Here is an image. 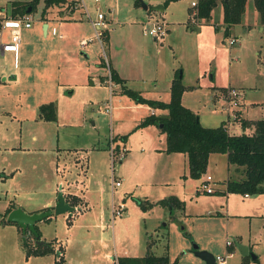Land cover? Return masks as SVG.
Listing matches in <instances>:
<instances>
[{"label":"rangeland","instance_id":"obj_1","mask_svg":"<svg viewBox=\"0 0 264 264\" xmlns=\"http://www.w3.org/2000/svg\"><path fill=\"white\" fill-rule=\"evenodd\" d=\"M9 1L0 0V6ZM83 1L91 16L96 15L98 4L100 10L111 17L101 40L95 37L80 1L72 13H67L66 4L62 5L65 19L58 18V8H54L50 12L54 20L48 19L49 31L55 25L57 33L45 36L39 27L43 5L40 1L31 12L32 26L23 28L17 64L13 63V52L0 54V169L5 174L0 179V211L4 212L9 200L15 205L28 206L41 203L46 197L47 200L52 197V202L62 190L79 192L88 188L89 194L106 196V230L110 232L114 223L115 237L107 238L106 232L88 237L85 240L87 249L78 257V260L84 257L81 259L85 264H111L113 259L103 256L107 249L113 255L124 254L125 250L129 254L143 253L145 230L139 223L144 224V220L149 233L146 238L152 241L151 251L167 253L172 264H205L192 250L195 243L214 255H226L227 264H241L242 255L236 241L249 244L251 251L258 255L251 264H264V192L255 193L263 199L258 207L250 209L253 213L250 216L227 214L224 193L196 194L194 182L199 184L206 174L212 176L213 186L223 188V179L227 176L223 153H213L206 170L199 177L187 179L193 182L192 194L183 192L182 174L188 170L185 153H168L181 168V174L171 173L169 182L162 179L160 167L167 153L153 155L152 152L166 143V134L157 124L139 125L151 107L123 92L122 85L117 86L113 80L110 67L111 64L126 77L127 87L147 98H163L166 94L163 88L165 70L177 65L178 75L184 71L181 79L184 84L197 83L185 92L184 103L195 111L205 126H215L226 116L225 101L216 95H226V87L230 86L244 93L242 98L250 106L243 112L244 117L262 118L264 24L254 1L247 0L240 21L226 28L218 15L222 12L221 3L209 19H201L196 24L190 22V18L189 22L185 19L194 9L190 0H170L165 17L180 23H170L172 33L166 32L157 39L143 33L142 27L147 20L140 18L143 11L131 4L134 0ZM232 36L236 42L229 44ZM80 37L93 39L82 47ZM101 74H105V81L100 82ZM156 81L158 87L153 86ZM50 101L55 104L56 119L44 120L39 116V106ZM110 105L109 112L106 107ZM156 109H160L156 113L160 114L162 109ZM239 117L238 113L236 120H240ZM233 127L237 133L243 131L239 124ZM111 142L115 147H118L116 143L125 142L131 161L124 169L125 174L120 172V161L115 162L114 174L122 183L114 188V201H124L126 210L122 212L124 217L115 215L113 223L110 213ZM142 167L148 175L143 174ZM152 167H155L154 175ZM178 192L183 207H175L174 216L168 205L149 203ZM240 196L232 195L237 210L243 205L239 204L243 201ZM10 224L0 222V264H25V242L33 246L34 235L20 232L18 240L12 239L13 232L8 226L15 225ZM59 224V228L50 225L48 229L62 237L65 243L69 222L64 220ZM101 236L107 247L102 246ZM227 239L233 241L231 248L226 244ZM70 244L75 252V245ZM59 245L57 242L55 252L39 260L54 264ZM33 258L27 264H33L36 257Z\"/></svg>","mask_w":264,"mask_h":264},{"label":"trees","instance_id":"obj_2","mask_svg":"<svg viewBox=\"0 0 264 264\" xmlns=\"http://www.w3.org/2000/svg\"><path fill=\"white\" fill-rule=\"evenodd\" d=\"M40 1L43 3L41 17L46 19L47 12H52L54 8H58L56 12L58 16L64 15V10H61L64 4H66V9H68L67 13H72L77 5H79L80 0H10L3 7V10L5 16H20L29 7V12H32ZM168 1L170 0H164V3L166 4ZM253 1L260 13L261 22L264 24V0ZM246 2L247 0H197L198 15L201 19H209L213 14L214 8L221 3L222 18L227 25L226 28H228L231 24L240 21ZM112 78L116 82L123 81L114 70L112 71ZM184 89L185 85L182 83L181 78L176 76L170 86L169 100L162 101L147 98L139 91L122 84V91L132 96L137 102L146 103L155 108L166 109V112L163 114L150 113L146 115L139 125L157 124L161 131L166 134L165 150L167 152L178 151L186 154L190 176L199 177L206 170L211 153H224L226 154L228 163L239 167L242 173L240 178H227L224 191L241 194L264 192V117L255 119L252 122L253 131L251 133L230 132L223 123L216 126H205L200 122L198 115L182 103L181 95ZM38 113L44 120H55L56 107L54 102L50 101L41 104ZM246 123L247 121L245 120L241 122L243 127H245ZM3 176V171L0 169V179ZM137 200L144 206L142 200ZM149 203L151 205L155 203L168 205L173 216V209L175 207H183V202L173 195ZM15 207H17L15 203L10 202L4 212L0 211L1 223H13L7 222L6 216ZM41 210H50V207L47 206ZM14 224L17 225V223ZM18 229L23 233L21 227L18 226ZM37 231L39 233L38 229ZM25 245L26 255L45 254L53 251L51 241L34 243L31 247L27 246V242H25ZM116 259L118 264L173 263L167 253L155 254L150 250L143 255H118ZM250 260V255L245 254L242 256L241 264H249Z\"/></svg>","mask_w":264,"mask_h":264},{"label":"crops","instance_id":"obj_3","mask_svg":"<svg viewBox=\"0 0 264 264\" xmlns=\"http://www.w3.org/2000/svg\"><path fill=\"white\" fill-rule=\"evenodd\" d=\"M145 1H146L145 3L148 6L147 8H144L143 6H141L142 5L141 4V0H139V2H137L136 0L131 2V4L134 7H139L140 9H142L143 12H141L140 18H142V19L146 18V20H148L150 18H160V19H164V20L166 19L164 12H165V10L167 8V3L165 4L164 0H145ZM159 2H162L164 4V9L162 11L152 10L149 7V6L157 4ZM218 5L214 8L213 11H215V9L218 8ZM0 7H1L0 16L3 17V15H5V12H2V11H4L3 10L4 6L1 5ZM190 8L191 7H188L189 10H190ZM221 11H222V8H221ZM218 15L222 18L223 13L220 12V14H218ZM71 17H73L72 19H74V15L71 16ZM54 18L55 17L50 12L49 13L47 12L46 19H43L40 16L39 27H42V30L44 31V35L45 36H48L49 33H51V35H55L57 33V32L56 33H52V31H49L50 25H49L48 19H53L54 20ZM58 18L65 19L62 16H58ZM189 18H190V15H188V17L185 18L186 21L189 22ZM109 19H111V17L108 18V15L106 13V21L108 22ZM121 20H122V22H124L123 19H121ZM182 20H184V19H182ZM165 21L167 22V32L169 33V35L172 33L171 32L172 28H170L171 27L170 23L171 24H172V22H173V24L178 23L177 25H179V23H180V21H172L170 19L169 20L166 19ZM168 23H169V26H168ZM52 26H55V25H52ZM30 27H25V28L28 29ZM226 34L227 35L229 34L228 31L225 32V35ZM78 35L76 37H78ZM22 36H23V28H22V31H21V38H22ZM62 36H63L62 34L58 35L59 38H61ZM4 38L5 39L7 38V33H5ZM21 43H22V41H21ZM84 46L85 45H83L82 47H84ZM6 52H11V51H4L3 52L0 49V54H5ZM110 67L116 72L117 76L122 78V80H123L122 82H119V83L117 82L116 85L117 86H120L122 84L125 85L126 83L124 81H126L125 80L126 77L121 76L118 73L117 69L114 66H112L111 64H110ZM178 70H179V67L177 65H173V66L170 65L168 68H166L165 74H164L165 75V80L163 82V88H164V90H166V94H165V96L163 98L162 97H158V98H152V99H158V100H162V101H168L169 100V98H170V86H171L172 80L176 76H179L182 79V77L184 75V71L183 70L181 71L180 75H178ZM104 75L105 74H101L99 76L100 82L101 81H105ZM92 77H93V75H92ZM154 80H157V79L154 78ZM96 83H98V81ZM196 84L197 83L184 84L185 85V89H184V91H183V93L181 95V101H182V103L185 106H186V104L184 103V94L189 89L192 90L193 87H196L197 86ZM153 86L154 87H158V81H156V83H154ZM230 87H232V86H230ZM226 88H229V87H226ZM119 89H120V87H119ZM70 92H72V90ZM216 96L217 97H219V96L223 97V99L225 101L224 107H225V109H227L226 116H223L221 118L219 124L220 123H223L224 125L226 124V125H228V128H229L230 132H235L234 131V127H233L234 124H239V125L242 126L241 122H242V120H245V121H247V123H246L245 127L242 126L243 127V131L242 132L251 133L253 131V123L252 122L255 119H258V118L244 117L243 112L247 111L250 108V106L247 105L244 102L245 101L243 99L244 98V93H241L240 103H239L238 107L236 108L238 110L237 112L240 115V117H239L240 120H231L229 118V110L227 108V100H226L227 97H226V95L220 93V94H218ZM241 99H242V101H241ZM188 107L191 108L190 106H188ZM158 110H160V109H156L155 107H151L150 113H155L156 114ZM164 112H166V109H162V111L160 113L163 114ZM199 120H200V118H199ZM200 122H201V120H200ZM235 133H237V132H235ZM239 133H241V132H239ZM116 145H118V147H120L122 145H124L126 147V143L125 142L116 143ZM126 148H127V152H128L129 148L128 147H126ZM156 148H157L158 151L157 152H152L153 155H156L157 153L158 154L167 153V154H165L166 156L164 157V161H163V163H162L160 168H161V178L164 179L166 182H169L170 181V177H171V173H173L175 176H178V175L181 174L180 173L181 172V168L179 167V165L176 166L174 158L168 156V155H170L168 153H174V152H178V151L167 152L165 150L166 143L164 145L158 146ZM127 152H126L125 156L123 157V159L120 160V172L123 173V174H125V170L124 169H125L126 165L131 162L129 160L130 157L129 158L127 157ZM214 153H217V152H214ZM212 154L213 153H211L209 155V158L211 157ZM224 155H225L224 159H226L227 176H226L225 179H223V183H222L223 188L218 187V186H216V187H218V188H216L214 186L215 190L213 192H206V191L201 190V188L199 187V184L208 175V174H206L205 177L200 179L199 184L198 183L196 184L194 182V188H196L195 189L196 190V194L199 195L201 192H204V193H214L215 192V193H222V194L224 193L226 198L223 200V204L226 205L225 206V212L227 214H229L231 216H233V215H246V216L249 215L250 216V215L253 214V213H251L252 211H250V209L254 208V207H258L260 202H261V199H263V198H259V197H263V196H257L255 194H253V196H252V195L246 194V193L245 194H241V193H234V192H226V191H224L225 187H226V179L227 178H229V177H231V178H240L242 176V173H241L239 167H236L234 164L228 163L227 158H226V154H224ZM142 156H144V155H142ZM149 158H150V156H149ZM186 158H187V156H186ZM209 158H208V161H209ZM187 163H188V161H187ZM134 164L136 165L138 163H134ZM142 169H143V174L148 175L147 170H145L143 167L141 168V170ZM154 169H155V167H152L153 175H154ZM84 171L86 172L87 169H84ZM182 175H184V178H183L184 179V191L183 192L186 194L189 191V194H192L191 190L193 188V182H190L189 180H187L189 177H192V176L189 175V166H188V170L186 171V173L184 172ZM8 176H9V174H8ZM4 177H5V174H4L3 178ZM118 178L120 180V184L117 185V186H120L121 183H122V180H121V178L119 176H118ZM212 182H213V180H212ZM179 183H181V182H179ZM187 183L190 184V186L187 187V185H186ZM110 185H111V183H110ZM71 187H73V184H71ZM115 187L116 186H114L113 188L111 187L112 191H111V202H110V211L111 212L110 213H111V221H112V223H113V220L115 219V215L112 214V202L116 203V201H114L115 200L114 199V188ZM61 189H62V187H61ZM101 189H103V188H101ZM60 192L62 193V195H63V197L65 199V202L75 206V209L73 211H68L67 210L65 212L56 213L54 211V205L57 202V198L54 201L51 202L52 197H50V199H48V200H47V197H46V198L41 200V203H35L33 205L24 206V205H21V203H17L18 205H16L17 207H21L23 209V211H25L26 213H29V214H32V213H35V212H41V211H44V210H41L42 208L47 207V206L50 207L49 215H47L46 217H44V218H42L40 220H37L35 222V226L39 230V239L40 240L51 241L52 242L53 251H51L49 253H45V254H31V255H26V252H24L25 253V259H26V263L25 264H27V261L29 259H32L33 257H36L35 260L32 261V262H34L33 264H46V262H42V261H45V260H39V257H48V256L51 255V253L55 252V248H56L57 242H59L60 245H59V249H58L57 254H56L57 255V259L54 260V264H85L83 262L84 260L81 259V258H84V257H81L79 260H78V257L83 256L82 253L87 249L85 240H88V237H90L92 234H97V233L98 234H103L104 232H106L107 238H110L111 236L113 238L115 237V224L114 223L112 224V230H110V232H107V230H106V228L108 226V223H106V215L108 214V210H107L108 203H106L107 198H106V196L103 193H100L99 195L95 196L93 194H89L88 193V188H85V189H82V190L80 189L79 192H77V191H67V192H65L64 190H62ZM177 194H181V193H179V192L178 193H173V194H170L168 196L173 195V196H175V197H177L179 199ZM233 194H241L240 197H241V199L243 201H241L239 204H243V205L241 206L240 210H237L238 207H236L237 209H235V207H234V204H233L234 199L232 198ZM168 196H166V197H168ZM123 197H124V195H123ZM162 198H165V197H162ZM135 199H139V197H136ZM155 200L157 201L158 199H155ZM11 201L12 200H9V202L6 203V205L4 207V210H5V208L7 207V205ZM118 202H123L124 203V201H118ZM151 202H154V201H151ZM124 207H125L124 210H126V205ZM120 216L124 217L122 214H120ZM64 220L69 222V224H67L68 226L66 227V231H68L69 234L64 239L65 243L62 242V237H60L58 234H52L49 231V229H48V226H50V225H52L54 227L55 226L57 227L58 225H60L59 224L60 221L64 222ZM10 225H15V226H8V227H10L9 228L10 231L13 232L12 235H11V238L15 239V240H18V235L20 233V231L18 229L19 225L18 224L16 225L14 223H11ZM113 225H114V227H113ZM139 226L142 229L145 230V238H143V240H144V246H143V251H142L143 253H140V254H129V253H126L127 251L125 250L124 254H127V255H143V254L147 253V251H149V250L151 251L152 250V241H150L149 238H146V236H148L149 233H148V227H147V224H146L145 220H144V224L143 223H139ZM58 228H59V226H58ZM154 228H156V226ZM101 238H102V236L100 237V241L103 242ZM34 239H35V237H34ZM59 240H61V242ZM70 242L75 245V252H73L71 250V245L72 244H70ZM236 242H238V241H236ZM246 245L248 246L249 251H251L249 244H246ZM102 246L103 247H107L108 245H107V243L103 242ZM232 246H233V244L228 246V247L231 248ZM124 254H121V255H124ZM241 255L243 256L245 254H241ZM103 256L104 257H111L113 259V258L117 257L118 255L111 254L110 250L107 249V250H105L103 252ZM250 258H251L250 261L253 262V261L258 259V255L255 254V258H252L251 255H250ZM40 259H44V258H40ZM111 264H113V260H112ZM226 264H227V261H226Z\"/></svg>","mask_w":264,"mask_h":264},{"label":"built area","instance_id":"obj_4","mask_svg":"<svg viewBox=\"0 0 264 264\" xmlns=\"http://www.w3.org/2000/svg\"><path fill=\"white\" fill-rule=\"evenodd\" d=\"M96 3L99 0H94ZM80 4L83 6L84 11L90 21L93 29L94 35L99 40H101V35L106 28L107 21H106V13L105 11L100 10L98 4H96V15L91 16L85 2L80 0ZM191 7L194 8L190 14V22L198 24L201 18L198 15V8H197V0H190ZM34 20L33 15L31 12H25L20 16H5L1 17L0 20V49L1 51H11L13 52V63L14 65L17 64V57L18 52L21 44V31L22 28L30 27L32 25V21ZM105 27V28H104ZM52 33H56L57 29L55 26L51 27ZM142 31L144 34H148L153 36L155 39L162 38L167 32V22L164 19L160 18H150L148 19L142 27ZM5 33H7V38H4ZM93 38H81L80 44L86 45L89 40ZM236 42L235 37L229 38V44H233ZM106 63V61H105ZM109 79H111L110 75V68H108ZM226 100H227V108L229 110V118L231 120H236L238 117L237 107L240 103L241 92L234 87H229L226 93ZM106 110H111L110 108L106 107ZM227 130L229 131L228 125H224ZM110 152V167H111V187L117 186L120 184V180L116 178L114 174L115 169V162L120 161L126 154L127 148L123 145L120 147H115V145L111 142L109 147ZM212 176L207 175L201 182L199 187L201 190L206 192H213L215 190L214 186L211 183ZM124 209V204L122 202H112V214L113 215H120L122 214ZM226 244L228 246L233 244V241L230 239L226 240ZM216 264H226V255L217 254L215 255ZM115 264L117 263L116 257L113 258Z\"/></svg>","mask_w":264,"mask_h":264},{"label":"water","instance_id":"obj_5","mask_svg":"<svg viewBox=\"0 0 264 264\" xmlns=\"http://www.w3.org/2000/svg\"><path fill=\"white\" fill-rule=\"evenodd\" d=\"M141 4L144 8L148 7L147 4L143 1H141ZM149 7L152 10L162 11L164 9V4L162 2H159ZM29 10L30 7L26 10V12H29ZM74 209L75 206L65 202L62 193L59 192L57 196V202L54 205V211L56 213H61L67 210L73 211ZM49 213L50 210H45L29 214L23 211L20 207H15L8 212L6 220L9 222L17 223L21 227L23 233H26L27 231L32 233L35 237V243H43L44 241L39 239V233L35 227V222L46 217L47 215H49ZM236 245L241 254H250L252 258H255V254L252 251H249L246 244L236 242ZM192 250L197 256L205 261V264H216L215 255L210 251L200 249L197 243L193 244Z\"/></svg>","mask_w":264,"mask_h":264}]
</instances>
